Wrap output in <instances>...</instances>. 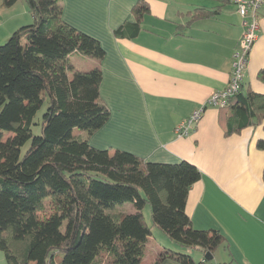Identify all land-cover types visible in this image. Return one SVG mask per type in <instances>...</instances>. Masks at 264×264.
Returning a JSON list of instances; mask_svg holds the SVG:
<instances>
[{
	"label": "trees",
	"instance_id": "16d2710c",
	"mask_svg": "<svg viewBox=\"0 0 264 264\" xmlns=\"http://www.w3.org/2000/svg\"><path fill=\"white\" fill-rule=\"evenodd\" d=\"M0 1L9 8L21 0ZM23 1L33 22L0 45L4 264H142L152 236L144 219L146 207L153 227L189 252L163 248L152 264H194V251L210 264L206 254L213 255L227 240L219 230L194 228L186 214L189 191L201 179L198 168L186 161L152 163L126 151L99 150L76 135L98 132L111 112L100 96L101 68L78 71L71 56L78 53L100 62L105 51L98 40L63 21L60 0ZM148 11L140 0L133 10L135 23L120 27L116 35L136 38ZM209 13L198 9L193 18ZM243 88L244 83L219 108L234 111L227 134L264 120V95ZM34 126H40V135H34ZM259 147L264 149V142ZM127 203L133 212L117 209Z\"/></svg>",
	"mask_w": 264,
	"mask_h": 264
},
{
	"label": "crops",
	"instance_id": "0c3cea01",
	"mask_svg": "<svg viewBox=\"0 0 264 264\" xmlns=\"http://www.w3.org/2000/svg\"><path fill=\"white\" fill-rule=\"evenodd\" d=\"M60 1L63 21L98 40L105 51L100 62L78 53L71 56L78 71L101 68L100 96L111 112L98 132L76 135L99 150L126 151L152 163L186 161L196 166L201 179L189 191L186 214L194 228L219 230L227 240L210 264H264V149L259 147L264 120L227 134L234 111L206 105L230 82L243 35L236 6L231 0H143L149 11L140 20L138 36L130 39L115 32L135 23L133 10L140 0ZM198 9L210 16L194 19ZM31 23L26 2L5 8L0 1V45ZM262 72L264 8L244 92L264 95ZM202 108L190 134L177 136V127ZM163 239L164 248L189 253L166 235ZM190 255L194 264H204L201 253Z\"/></svg>",
	"mask_w": 264,
	"mask_h": 264
},
{
	"label": "built area",
	"instance_id": "2783aa9c",
	"mask_svg": "<svg viewBox=\"0 0 264 264\" xmlns=\"http://www.w3.org/2000/svg\"><path fill=\"white\" fill-rule=\"evenodd\" d=\"M236 6L242 20L243 35L232 61V72L228 87L215 92L206 104L208 107L223 108L228 100L236 95L244 82L249 56L254 47L260 31V16L264 8V0H231ZM204 109L196 110L176 129L179 137H186L194 126L200 121Z\"/></svg>",
	"mask_w": 264,
	"mask_h": 264
},
{
	"label": "rangeland",
	"instance_id": "374dc122",
	"mask_svg": "<svg viewBox=\"0 0 264 264\" xmlns=\"http://www.w3.org/2000/svg\"><path fill=\"white\" fill-rule=\"evenodd\" d=\"M32 22H33V20H32ZM3 44H5V42ZM3 44H1V45H3ZM46 109H47V104H45L42 107V109L38 112V114L35 118V123L39 124L42 122L43 114L46 111ZM33 133H34V135H40V133H41L40 126H34L33 127ZM29 145L30 144H27L24 147V149H23L24 152L26 151L27 148H29ZM117 209L124 211V212H133L135 210L134 207L129 203L124 204L122 206H117ZM143 214H144V219H145L146 224L152 229V236L149 239V243L146 246L145 255H144L142 264H152L153 261L155 260L156 256H157V254L161 251L159 249L164 248L162 246V241L164 240L163 239L164 233L160 229L153 227V221H152L151 212H150L149 207H146L144 209ZM158 246H159V248H158ZM160 246H161V248H160ZM0 256H2L4 258V262H5V256H4L3 252H1V251H0ZM60 259H61V257H60ZM4 262H3V264H4Z\"/></svg>",
	"mask_w": 264,
	"mask_h": 264
},
{
	"label": "water",
	"instance_id": "95a60500",
	"mask_svg": "<svg viewBox=\"0 0 264 264\" xmlns=\"http://www.w3.org/2000/svg\"><path fill=\"white\" fill-rule=\"evenodd\" d=\"M205 258L206 260L211 261L213 259V256L210 254H206Z\"/></svg>",
	"mask_w": 264,
	"mask_h": 264
}]
</instances>
